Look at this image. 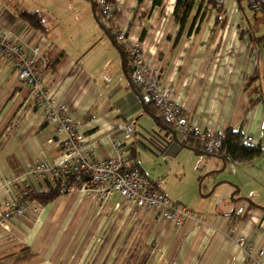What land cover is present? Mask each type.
I'll return each instance as SVG.
<instances>
[{
  "label": "crops",
  "instance_id": "obj_1",
  "mask_svg": "<svg viewBox=\"0 0 264 264\" xmlns=\"http://www.w3.org/2000/svg\"><path fill=\"white\" fill-rule=\"evenodd\" d=\"M114 3L116 27L138 40L149 63L161 68L173 98L184 106L194 123L214 132L240 127L243 134H251L253 145L260 144L264 136L261 14L240 9L235 0H223V13L216 19L215 8L208 9L206 3L195 1L180 28L173 15L175 0H161L160 4L153 0ZM17 11L1 6L0 28L12 29L24 39L39 38L46 61L43 83L52 86L53 98L64 102L79 120V129L94 157L113 154V141L122 139V154L167 195L162 183L152 178L147 167L149 159L166 158L183 149L192 155L202 153L181 145L197 148L163 122L158 110L148 109L156 120L174 131L176 139L142 109L123 73L118 50L92 13L97 30L91 28L87 37L73 34L65 38L43 10L49 28L45 35L27 27ZM250 98L255 103L248 107ZM91 115L95 117L91 119ZM117 120L132 126L129 137L115 129ZM50 135L29 90L17 84L7 63L0 62V178L20 176L25 164L39 157L60 156L59 146L47 141ZM27 181L35 189L48 188L35 178ZM5 195L0 188V200ZM261 204L257 205L264 206ZM197 215L205 225L187 223L177 227L148 211L134 213L130 205L120 202L117 193L102 201L79 187L40 204L39 212L30 210L0 227V264H12L22 246H28L35 256L18 264H113L116 255L110 257L116 248V235L126 232L122 243L128 245L133 229L138 227L151 236L152 247L138 256L131 252L129 256L134 255V259L128 262V256V264H138L145 253L142 264H245V255L234 241L236 233H226L231 224L235 232H243L264 247V210L249 202L239 212Z\"/></svg>",
  "mask_w": 264,
  "mask_h": 264
},
{
  "label": "built area",
  "instance_id": "obj_2",
  "mask_svg": "<svg viewBox=\"0 0 264 264\" xmlns=\"http://www.w3.org/2000/svg\"><path fill=\"white\" fill-rule=\"evenodd\" d=\"M95 2L104 19L109 18L116 9L115 3L109 0ZM113 36L132 64L129 77L133 87L152 102L163 122L181 136L194 139L205 152L223 153L222 132L206 129L189 118L184 106L173 98L171 86L162 78L161 68L149 63L138 40L131 39L120 26L114 28ZM38 39H24L12 29L0 28V62L7 63L16 75L17 84L29 90L33 105L40 111L43 122L52 134L47 141H54L59 146L60 156L54 159L39 157L27 162L20 176L4 175L0 178V188L6 193L0 200V227H6L13 217L30 210L39 212L40 204L37 201H20L26 193L29 177L40 181L43 188L48 186V181L60 180V194L80 187L106 201L117 193L120 202L130 205L134 213L148 211L177 227L187 223L205 225L203 218L187 206L170 199L122 154V139L115 138L113 141V154L104 158L94 157L79 129V120L69 112L64 102H57L53 98L52 86L43 83L46 61ZM94 117L91 115V119ZM114 127L123 137L132 134V126L124 120L115 121ZM243 137L245 142L253 143L250 133H244ZM226 233H236L234 241L245 255V264H264L262 245L256 244L243 232H235L234 224L227 227Z\"/></svg>",
  "mask_w": 264,
  "mask_h": 264
},
{
  "label": "rangeland",
  "instance_id": "obj_3",
  "mask_svg": "<svg viewBox=\"0 0 264 264\" xmlns=\"http://www.w3.org/2000/svg\"><path fill=\"white\" fill-rule=\"evenodd\" d=\"M1 6L43 10L57 23V33L61 32L60 36L65 38L73 34L75 37H87L91 28L98 29L91 21L86 0H0ZM85 16L84 20L82 17ZM260 146V155L248 161L226 160L223 163L217 156L192 155L183 149L166 158L152 157L147 167L152 178L162 183L170 199L187 206L195 214L208 216L239 212L247 206V199L264 205V136ZM236 187L238 190L234 191ZM133 231L126 243L128 245L122 243L126 232L115 236L116 248L110 257L112 259L116 255L113 264H128L125 261L131 252L138 256L146 249L150 251L151 236H146L139 227Z\"/></svg>",
  "mask_w": 264,
  "mask_h": 264
},
{
  "label": "trees",
  "instance_id": "obj_4",
  "mask_svg": "<svg viewBox=\"0 0 264 264\" xmlns=\"http://www.w3.org/2000/svg\"><path fill=\"white\" fill-rule=\"evenodd\" d=\"M109 1L114 3V0H109ZM195 1L199 2V5L200 3L203 2L206 3L208 9L215 8L217 12L216 19H218L220 14L223 13L224 10L223 0H175L173 15L177 20V22L179 23L180 28L187 19L189 12L192 8V5ZM235 1L240 9L256 11L259 14H261L262 18L264 19V0H235ZM153 2L160 4L161 0H153ZM94 4H95L94 11L96 13V16L105 23L107 30L114 38L113 30L114 28H116V19L118 16L117 9L114 10V12L109 16V18L104 19V16L101 13L96 2H94ZM16 15L27 27L35 30L41 35H45L49 31V28H47L46 25V17H45L46 15L41 10H26V9L18 10L16 12ZM120 48L122 50V47ZM124 68L127 75H130L132 70V64L126 55H124ZM146 101L147 102L145 103V106L147 107V109L157 110L150 100L147 99ZM254 103L255 100L253 98H250L248 100V107L252 106ZM221 140H222L223 153H209V154L222 156L225 161L226 160L248 161L260 155L262 151V148L259 143L253 145L244 141L243 132L241 131L240 127L236 129H232L230 127L226 128L222 132ZM185 142L187 144L194 145L197 148L201 149V146L194 139L190 137H187V139H185ZM152 181L156 185V182L154 180ZM60 182H61L60 180L55 182L48 181L47 190H38L32 187L31 185L27 184L26 193L21 196L20 201L28 203L35 200L41 205H45L49 202H52L57 196L60 195L59 192ZM34 256L35 253L31 252L28 246H22L18 256L13 260L12 264L21 263L22 261L31 259ZM133 257L134 255L129 256L130 259L129 261L128 260L127 261L128 262L132 261ZM145 257H146V253L142 255V258L140 259V262L138 261V264H142Z\"/></svg>",
  "mask_w": 264,
  "mask_h": 264
},
{
  "label": "water",
  "instance_id": "obj_5",
  "mask_svg": "<svg viewBox=\"0 0 264 264\" xmlns=\"http://www.w3.org/2000/svg\"><path fill=\"white\" fill-rule=\"evenodd\" d=\"M88 1H89V3H90L91 13H92V16H93L95 22L97 23V25L99 26V28L102 30V32L107 36V38L110 40V42H111V43L115 46V48L118 50V52H119V54H120V63H121V68H122V70H123V73L125 74L126 79H127V81L129 82V84H130V86H131L133 92L137 95L138 99L140 100V103H141L142 109H143L148 115H150V116L154 119V121H155V123H156L157 125L161 126L162 128H165V129L169 130V131L171 132V134H172V137H173L174 139H176V136H175V134H174V131H173L169 126L164 125V124H161L158 120H156L155 117L152 115V113H150L149 110L147 109V107L145 106L143 100H145L146 98L143 97V96L141 95V93L133 87V85H132V83H131V80H130V77H129V75H127V73H126V71H125V68H124V52L121 50V48L119 47V45L115 42L114 38L112 37V35H111V34L109 33V31L107 30V27H106L105 23H104L103 21H101V20L96 16V13H95V11H94V5H95L94 2H95V0H88ZM181 145H183V146H185V147H188V148H190V149H192V150H194V151H197V152H199V153H202V154H209V153L205 152V151L202 150V149H198V148H195V147H192V146H189V145H185V144H182V143H181ZM209 155H214V154H209ZM214 156H217V155H214ZM217 157H219V158L222 160V162L225 163V160H224V158H223L222 156H217ZM237 190H238V189H237V187H236L234 191H237ZM245 199H247V198H245ZM247 201H248L249 203H251L252 205L257 206V207H259V208H261V209L264 210V206H258L256 203L252 202V201L249 200V199H247Z\"/></svg>",
  "mask_w": 264,
  "mask_h": 264
}]
</instances>
